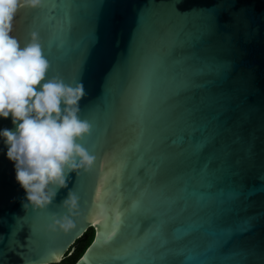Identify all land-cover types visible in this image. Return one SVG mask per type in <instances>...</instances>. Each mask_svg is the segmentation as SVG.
Returning a JSON list of instances; mask_svg holds the SVG:
<instances>
[{
    "label": "water",
    "instance_id": "obj_1",
    "mask_svg": "<svg viewBox=\"0 0 264 264\" xmlns=\"http://www.w3.org/2000/svg\"><path fill=\"white\" fill-rule=\"evenodd\" d=\"M12 23L83 82L95 159L25 210L0 137V264H60L89 227L72 264H264V0H42Z\"/></svg>",
    "mask_w": 264,
    "mask_h": 264
},
{
    "label": "clouds",
    "instance_id": "obj_2",
    "mask_svg": "<svg viewBox=\"0 0 264 264\" xmlns=\"http://www.w3.org/2000/svg\"><path fill=\"white\" fill-rule=\"evenodd\" d=\"M42 0H0V117H11L15 130L4 128L0 137L6 156L14 162L15 180L24 190L21 205L26 210L43 209L61 188H67L69 173L88 171L94 156L78 140L90 132L80 118L84 84L74 86L58 76L48 78L49 61L42 52L38 34L27 44L10 33L20 8L37 7ZM79 198L69 190L63 201L69 214L77 215ZM69 216L53 219L49 227L65 232L73 227Z\"/></svg>",
    "mask_w": 264,
    "mask_h": 264
},
{
    "label": "trees",
    "instance_id": "obj_3",
    "mask_svg": "<svg viewBox=\"0 0 264 264\" xmlns=\"http://www.w3.org/2000/svg\"><path fill=\"white\" fill-rule=\"evenodd\" d=\"M92 235L93 229L91 227L87 228L83 233V237L80 236L74 241L73 250L60 261V264H72L91 241Z\"/></svg>",
    "mask_w": 264,
    "mask_h": 264
},
{
    "label": "snow or ice",
    "instance_id": "obj_4",
    "mask_svg": "<svg viewBox=\"0 0 264 264\" xmlns=\"http://www.w3.org/2000/svg\"><path fill=\"white\" fill-rule=\"evenodd\" d=\"M114 179H115V177H114ZM117 219H119V217H117ZM97 242V241H96Z\"/></svg>",
    "mask_w": 264,
    "mask_h": 264
}]
</instances>
